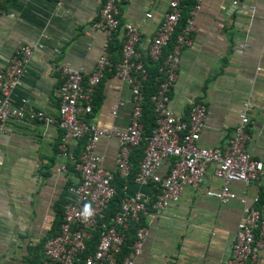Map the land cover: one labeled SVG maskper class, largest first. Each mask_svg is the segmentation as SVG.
<instances>
[{
    "label": "crops",
    "instance_id": "crops-1",
    "mask_svg": "<svg viewBox=\"0 0 264 264\" xmlns=\"http://www.w3.org/2000/svg\"><path fill=\"white\" fill-rule=\"evenodd\" d=\"M188 1L183 14H187ZM167 2L121 0L118 5L115 39L120 43L124 23L136 24V49L149 72L155 65L146 58V49ZM244 2L254 6L250 18L223 0L200 2L192 17L190 44L179 54L168 107L186 117L190 104L201 102L205 118L197 144L220 147L232 135L242 103L248 101L244 146L254 158L264 160V0ZM101 3L61 0L56 5L55 0H0V69L18 45L36 39L42 43L10 96L12 105L57 116L59 77L54 65L91 70L102 42V35L93 28ZM146 11L151 17H144ZM170 44L163 47V54ZM111 53V62H117V47ZM155 73L147 79L150 88H155L159 78L157 70ZM21 99L25 100L23 104ZM130 111L129 87L113 77L111 69L106 70L93 94L88 121L99 128L123 129ZM60 133L54 123L6 122L0 140V264H41L43 242L57 230L54 221L62 210V200L67 198V187L76 182L74 172L55 170L60 162L56 154ZM116 149L114 138L101 137L95 145L102 165L113 172ZM167 166L168 161H164L158 172L164 174ZM213 167L214 163L206 167L198 187L183 185L177 201L158 214L150 211L144 217L147 233L133 264H222L241 217L239 199L244 197L249 202L262 193L263 185L231 183L236 197L219 203L204 194L205 189L219 184L213 177ZM135 191L150 194L151 187L132 181L124 184L125 193ZM246 264H264V245Z\"/></svg>",
    "mask_w": 264,
    "mask_h": 264
},
{
    "label": "built area",
    "instance_id": "built-area-1",
    "mask_svg": "<svg viewBox=\"0 0 264 264\" xmlns=\"http://www.w3.org/2000/svg\"><path fill=\"white\" fill-rule=\"evenodd\" d=\"M201 1L193 0L185 24L175 31L184 0H168L146 49L145 56L156 66L159 76L155 90L149 95L154 126L147 136H142L140 117L144 101L143 85L148 70L136 49L139 37L136 24L124 23L121 26L119 58L115 63L110 60L109 43L119 27L116 15L121 0H102L98 17L93 23L94 30L102 35V42L90 71L67 64L54 65L59 77L55 118L39 111H25L10 101L33 52L42 48L40 39L15 47L7 64L0 69V140L9 120H36L43 125L54 123L61 131L56 152L60 162L55 170L68 172V163H73L76 182L67 187V198L62 204L57 230L43 242L41 264H76L78 261L81 264H133L147 233L144 217L150 211L158 214L177 201L183 185L198 187L210 163H214L212 174L219 184L215 188L205 189L204 194L219 203L236 197L230 188L231 183L248 185L261 182L263 185L261 198L254 195L249 202L244 197L239 199L242 204L241 217L222 264H246L255 258L264 245V160L254 158L244 146L249 102L242 103L232 135L220 147L197 144L205 118V106L201 102H192L186 117L175 114L168 107L169 90L176 77L179 54L183 47L190 44L192 17ZM223 1L245 11L248 18L253 16L254 6L246 4L244 0ZM55 2L59 5L61 0ZM144 17H151V13L144 12ZM170 41L169 48L163 54V47ZM108 69L130 90V117L123 129L113 126L99 128L87 119L96 86ZM20 102L23 104L25 100L21 99ZM101 137L116 140L114 171L122 179L128 176L132 149L144 141L132 182L138 186L154 184L156 187L152 202L149 194L140 191L124 193L118 210L109 222L103 220V212L115 194L114 172L102 165V157L95 152V145ZM83 138L84 142L75 158L73 145ZM164 161H168L167 171L160 174L158 171ZM86 205L91 206L92 213L87 219L83 216ZM129 224L135 226L133 240L129 251L117 262ZM94 229L98 230L97 242L93 250L81 258Z\"/></svg>",
    "mask_w": 264,
    "mask_h": 264
},
{
    "label": "trees",
    "instance_id": "trees-1",
    "mask_svg": "<svg viewBox=\"0 0 264 264\" xmlns=\"http://www.w3.org/2000/svg\"><path fill=\"white\" fill-rule=\"evenodd\" d=\"M188 3H189V6L187 7V10H186L187 14H185V13L183 14V11L181 12L175 31H177L181 26H183L185 24L186 18L188 16V10L190 9V7L193 4V0H189ZM184 5L186 6V0H184ZM182 10H183V8H182ZM116 47H117V52H118V56H119L120 43L117 42L115 37H114V38H112V40L109 43L110 53L112 52V50L116 51ZM155 72H156V66H154L153 72H151V71L149 72V70H148L147 79H149V77H150L149 75H151V77L155 76L156 75ZM147 79L143 85L144 101H143L142 113H141V117H140V122L142 125V136L143 137L147 136L150 133L151 128L154 126V117H153V113H152V105H151V102L149 100V95L155 90L157 83H158V80H156L157 83L155 85V88H150L149 85H146ZM83 142H84V138L79 140L77 142L76 146L74 147L73 154H74L75 158H77V155L79 154V152L77 153V151L81 149ZM143 147H144V141H141L135 148L132 149L131 154L129 156L130 169H129V173H128L127 178L122 179L121 177L118 176L117 172L114 171L113 182L115 184V194L111 197L106 208L104 209V212H103V220L104 221L109 222L110 218L118 210L120 200L124 196V193H125L124 192V184L126 182L132 181L134 174L137 170L138 161L142 155ZM68 170L74 172L73 163H68ZM150 187H151V191L149 194L150 195L149 198H150V202H152L154 199V195L156 194V187L154 184H150ZM259 197L260 198L262 197V193L259 194ZM62 201H65V200L63 199ZM148 207H149V205H148ZM61 214H62V210H61V212L58 213L56 220L54 221L55 229L58 228L59 222L61 220ZM54 231L55 230H53L52 235L54 234ZM134 231H135V226L133 224H129L127 229L125 230L123 242H122L120 251L117 255V262H119L121 260L122 256L125 255L129 251V245L131 244V242L133 240ZM97 238H98V230L94 229L91 237L89 238V240L86 243L87 250H86V252L81 254V258H83L87 253H89L93 250L95 243L97 242ZM76 264H81V261H78Z\"/></svg>",
    "mask_w": 264,
    "mask_h": 264
},
{
    "label": "clouds",
    "instance_id": "clouds-1",
    "mask_svg": "<svg viewBox=\"0 0 264 264\" xmlns=\"http://www.w3.org/2000/svg\"><path fill=\"white\" fill-rule=\"evenodd\" d=\"M91 206L90 205H86L84 208V213L83 216L85 219H87V217H89L91 215Z\"/></svg>",
    "mask_w": 264,
    "mask_h": 264
}]
</instances>
